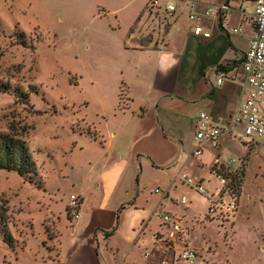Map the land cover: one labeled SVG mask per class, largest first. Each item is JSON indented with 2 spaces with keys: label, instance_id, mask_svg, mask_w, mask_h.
Returning a JSON list of instances; mask_svg holds the SVG:
<instances>
[{
  "label": "crops",
  "instance_id": "0c3cea01",
  "mask_svg": "<svg viewBox=\"0 0 264 264\" xmlns=\"http://www.w3.org/2000/svg\"><path fill=\"white\" fill-rule=\"evenodd\" d=\"M175 1L173 15L139 10L117 47L122 54L110 94H101L96 119L80 121L76 157L66 168L83 198L81 213L71 220L69 197L63 211L47 206V264H168L165 257L181 245L179 254L189 247L195 258L204 250L193 233L208 221L209 201L178 175L204 178L213 191V163L232 157L223 155L227 134L218 148L204 143L203 154L194 155L195 126L201 111L224 122L242 101V83L219 86L216 79L242 62L254 33L255 0H195L196 22L189 19L192 1ZM227 2L232 10L222 20L206 14ZM197 23L211 36L196 35Z\"/></svg>",
  "mask_w": 264,
  "mask_h": 264
},
{
  "label": "rangeland",
  "instance_id": "374dc122",
  "mask_svg": "<svg viewBox=\"0 0 264 264\" xmlns=\"http://www.w3.org/2000/svg\"><path fill=\"white\" fill-rule=\"evenodd\" d=\"M148 1L0 0V131L26 139L37 164L31 179L0 169V264H47L46 208L63 211L75 192L66 167L80 121L96 119L101 94L113 87L117 47ZM168 3L177 5L161 1L163 12ZM248 146L230 137L224 147L223 155L246 159L235 216L195 224L204 250L186 262L181 245L168 264H264V140Z\"/></svg>",
  "mask_w": 264,
  "mask_h": 264
},
{
  "label": "built area",
  "instance_id": "2783aa9c",
  "mask_svg": "<svg viewBox=\"0 0 264 264\" xmlns=\"http://www.w3.org/2000/svg\"><path fill=\"white\" fill-rule=\"evenodd\" d=\"M190 1L192 4L189 19L196 22L200 18V13L196 10L195 0ZM160 2V0H149L148 7L161 9ZM176 9V4L168 3L164 7V12L173 15ZM231 10L232 7L227 2L208 7L206 14L222 20ZM193 29L198 36H211V32L199 23L195 24ZM240 31V28L233 29V32ZM226 81L242 83V101L236 111L224 122L216 121L206 111L199 113L195 126L196 147L193 152L196 156L203 154L204 143H210L212 147L218 148L220 138L224 134L238 138L249 146L255 140H264V0H255L254 33L242 62L229 71H219L216 85L220 86ZM245 160L244 157L226 159L217 157L211 167V173L219 184L213 191L208 188L207 180L204 178H196L188 172H181L178 176L183 184L207 197L209 201L207 217L224 222L233 218L238 209L240 198L236 193V185L243 179ZM82 203L83 198L79 194H70L66 210L71 220L79 217ZM164 220L170 222L171 216L165 214ZM196 256V252L189 247L184 248L179 254L180 259L184 261H191Z\"/></svg>",
  "mask_w": 264,
  "mask_h": 264
},
{
  "label": "trees",
  "instance_id": "16d2710c",
  "mask_svg": "<svg viewBox=\"0 0 264 264\" xmlns=\"http://www.w3.org/2000/svg\"><path fill=\"white\" fill-rule=\"evenodd\" d=\"M219 68L223 69L227 67L220 66ZM9 88V85H4L3 90L7 91ZM23 94L26 97L28 96L26 93ZM30 128L29 126L25 132ZM0 169L18 172L25 179H31V175L37 172V164L26 139L16 137V135L10 132L0 131ZM244 169L242 171L243 179ZM243 179L238 181L236 185V193L239 198L242 193Z\"/></svg>",
  "mask_w": 264,
  "mask_h": 264
}]
</instances>
